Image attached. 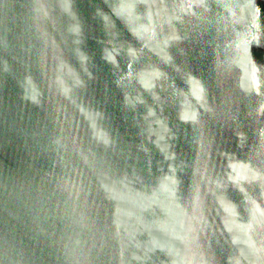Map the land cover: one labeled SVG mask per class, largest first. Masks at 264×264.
Returning <instances> with one entry per match:
<instances>
[{"label": "water", "instance_id": "95a60500", "mask_svg": "<svg viewBox=\"0 0 264 264\" xmlns=\"http://www.w3.org/2000/svg\"><path fill=\"white\" fill-rule=\"evenodd\" d=\"M260 6L0 0V264H261Z\"/></svg>", "mask_w": 264, "mask_h": 264}, {"label": "snow or ice", "instance_id": "6c2138e0", "mask_svg": "<svg viewBox=\"0 0 264 264\" xmlns=\"http://www.w3.org/2000/svg\"><path fill=\"white\" fill-rule=\"evenodd\" d=\"M258 12H260L261 14H264V8H261V6L257 9ZM254 27L259 28L260 25H256L255 24V20L253 21ZM261 41V37L259 34L254 33V32H250L243 40L242 43L239 45L240 47H242L243 51L245 53H247L249 51V49L251 50V52L253 54L258 53V55L256 56V59L261 63V61H264V47H250L253 43L259 44ZM264 64V63H261ZM253 80H255V72L253 74ZM194 84L198 83L196 81L193 82ZM147 86V85H146ZM200 91H202V89H200L199 87L197 89H194V92L199 95ZM129 103H131V101H129ZM262 112H264V109H261ZM196 119V115L195 113H189L188 111H185L183 113V121H189V120H195ZM157 123L161 124V128L160 131L158 132V141L157 143H159L160 140L164 139V134L167 132V128L163 126L162 122L160 121H156ZM227 159V158H226ZM232 168L235 169L236 165H232ZM254 178V177H253ZM237 180L240 179L239 176L236 177ZM245 181L247 182V180L249 179V177H245L244 178ZM262 187H264V185H261ZM231 186L228 187H223L221 189V195H220V204L222 205L225 213H227V215H225V220H224V225L226 226L227 232L228 233H232L235 232L237 230H240L241 232L243 231L244 225H238L236 223V218H237V210H236V204L232 203V199L229 198L228 196V189ZM240 191L242 193H244V198L246 200H248L249 202H252V195H250L248 192H244L243 189H240ZM260 211L259 207L257 206L256 208L252 209V215L253 218L255 219L256 217V213ZM260 215L262 217H264V212H260ZM262 224H264V219H262L261 221ZM250 227V226H249ZM262 233H264V229H262ZM245 242H250L248 239L245 240ZM199 247V244L197 241H193L188 247H187V251H192L194 248ZM184 248H181L180 250H172V249H168L166 247H162V251L168 252L169 254H180L181 251H184ZM236 264H239V261L236 262ZM261 264H264V260L261 261Z\"/></svg>", "mask_w": 264, "mask_h": 264}]
</instances>
